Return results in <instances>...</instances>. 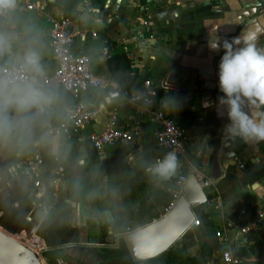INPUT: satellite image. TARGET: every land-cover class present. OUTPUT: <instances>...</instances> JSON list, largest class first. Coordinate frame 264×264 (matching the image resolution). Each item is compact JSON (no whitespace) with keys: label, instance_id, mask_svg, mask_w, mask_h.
<instances>
[{"label":"crops","instance_id":"0c3cea01","mask_svg":"<svg viewBox=\"0 0 264 264\" xmlns=\"http://www.w3.org/2000/svg\"><path fill=\"white\" fill-rule=\"evenodd\" d=\"M26 2L34 7L26 9ZM67 2L60 7L59 0H12V7L0 13V67L14 59L26 65L25 57L35 53L39 70L26 65L28 84L44 94L31 107L11 103L0 121V231L32 250L41 264H132L118 237L161 217L178 178L192 174L207 197L193 209L201 223L143 264H225L224 251L239 262L264 264V220L255 230L240 231L264 211V174L252 178L264 173V141L244 143L225 135L227 117L217 99L222 50L209 46L242 30H255L257 45L264 46V0ZM54 17L72 21L73 53L88 58L102 80L83 95L98 109L97 120L72 135L54 128L73 96L36 81L55 67L48 40ZM147 74L154 76L149 88L158 92L153 108L166 111L188 137L186 153L175 155L177 168L166 179L151 171L168 154L155 141L156 124L128 100L129 94L145 90L128 79ZM108 92L118 96L108 97ZM112 111L133 139L99 152L89 135L103 130ZM36 154L43 160L42 201L49 206L42 214L30 204L32 181L8 172ZM243 208L246 214L239 218Z\"/></svg>","mask_w":264,"mask_h":264},{"label":"built area","instance_id":"2783aa9c","mask_svg":"<svg viewBox=\"0 0 264 264\" xmlns=\"http://www.w3.org/2000/svg\"><path fill=\"white\" fill-rule=\"evenodd\" d=\"M33 7V4L25 3L26 9H32ZM3 11L4 9H0V13ZM50 22L51 28L48 40L51 58L55 62V67L50 73L38 76L36 81L41 88L59 87L73 96L74 103L63 107L62 118L58 126L54 128L55 133L72 135L97 120L98 109L86 103L83 100V95L89 89L99 88L102 80L94 73L88 58L73 53L74 33L72 21L67 17H54L50 19ZM143 24L147 25V21H143ZM29 81L30 75L27 67L19 60L14 59L9 66L0 67V121L6 120L13 93L21 86L28 84ZM149 85L150 81L145 80L143 82L145 90H137L129 94L128 100L131 104H135L138 107L141 115L146 116L156 124V143L168 153L181 156L186 153L188 137L166 111L161 108H153L152 97L155 95V91L150 89ZM117 96V92H108V97L114 98ZM132 139V133L128 126L119 123L115 111L109 114L107 124L102 131L89 135L90 143L99 152L117 144L130 143ZM42 165L41 156L36 154L31 162L15 164L8 169V172L13 177H21L32 181L34 192L30 204L33 208L43 213L47 212L49 206L42 201V197L45 194V187L40 181ZM58 171L61 172L62 169L59 167ZM185 179L183 176L178 178L172 189V199L164 209V213L171 208L181 193V187ZM238 214L239 218H243L246 214V209H241ZM263 220L264 211L262 210L257 213L255 218L240 227V231L246 233L252 229L255 230ZM200 223L199 219H194L191 225L198 226ZM222 259L225 264L240 263L238 258L229 251L222 253Z\"/></svg>","mask_w":264,"mask_h":264},{"label":"clouds","instance_id":"9594fccd","mask_svg":"<svg viewBox=\"0 0 264 264\" xmlns=\"http://www.w3.org/2000/svg\"><path fill=\"white\" fill-rule=\"evenodd\" d=\"M11 7L12 0H0V9ZM257 38L255 30H242L231 39L209 42L212 49L222 50L217 65V85L222 95L217 99L227 117L224 133L244 143L264 141V46L257 45ZM25 63L34 71L39 70L35 53H29ZM43 95L26 84L10 103L19 108L31 107L39 104ZM204 106L208 107L209 103L205 102ZM176 168L175 155L168 153L152 165L151 171L166 179Z\"/></svg>","mask_w":264,"mask_h":264},{"label":"water","instance_id":"95a60500","mask_svg":"<svg viewBox=\"0 0 264 264\" xmlns=\"http://www.w3.org/2000/svg\"><path fill=\"white\" fill-rule=\"evenodd\" d=\"M203 188L195 176L190 174L182 184L181 193L166 213L155 221L118 237L132 264L145 263L166 251L181 238L192 226L193 209L207 201ZM38 212L42 214L41 211ZM0 264L41 262L32 250L0 231Z\"/></svg>","mask_w":264,"mask_h":264},{"label":"trees","instance_id":"16d2710c","mask_svg":"<svg viewBox=\"0 0 264 264\" xmlns=\"http://www.w3.org/2000/svg\"><path fill=\"white\" fill-rule=\"evenodd\" d=\"M60 1V3H59V5H60V7L61 6H63V4L64 3H66L67 2V0H59ZM70 4V2H67L66 3V5L65 6H67V5H69ZM76 5V3H73L72 5H71V7H70V10L71 9H73V7ZM109 64V68H111V63L109 62L108 63ZM154 78V76L153 75H133V76H131L129 79H128V84H131L132 85V87H134V88H140L141 86H142V84H143V82L145 81V80H152ZM157 98H158V92H156V94H155V96L153 97V104L155 105L156 104V102H157ZM153 105V106H154ZM264 173H263V171H259V172H256L255 174H253L252 175V178H253V180H255V179H257L258 177H260V176H262ZM246 218V217H245ZM244 220V219H243ZM245 221V220H244ZM203 247V249H205V244H200V248H202ZM120 251H121V247L119 248H117L114 252H115V254H116V256H118L117 258L119 259V257H120ZM174 254H179V255H181V253L180 252H176V253H174ZM121 258V257H120ZM239 264H261V263H243V262H240Z\"/></svg>","mask_w":264,"mask_h":264}]
</instances>
